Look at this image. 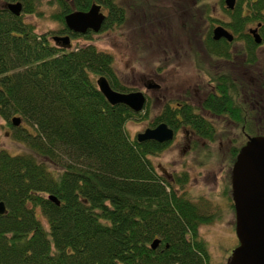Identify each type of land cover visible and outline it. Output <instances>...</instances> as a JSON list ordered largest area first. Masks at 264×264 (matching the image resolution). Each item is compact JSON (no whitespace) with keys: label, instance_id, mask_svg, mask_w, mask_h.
I'll list each match as a JSON object with an SVG mask.
<instances>
[{"label":"trees","instance_id":"1","mask_svg":"<svg viewBox=\"0 0 264 264\" xmlns=\"http://www.w3.org/2000/svg\"><path fill=\"white\" fill-rule=\"evenodd\" d=\"M5 1L21 3L22 11L0 8V117L29 151L0 150V202L6 206L0 264H210L199 230L218 217L217 210L189 196L187 172L176 174L178 190L153 165L151 156L167 143L139 142L125 130L127 120L143 116L126 104H111L96 82L104 75L115 90H132L115 69L114 56L97 48L93 32L72 33L70 45L56 41L67 36L68 14L102 3L109 9L107 28L125 21L124 6L119 0H57L50 17L58 29L39 34L25 20L45 15L38 0ZM220 3L228 19L219 22L244 35L248 61L256 63L259 45L248 32L257 30L264 39V0H236L233 9ZM212 22L206 50L227 57L229 46L212 38ZM82 38L90 43L79 44ZM205 105L214 107L210 100ZM184 112L182 122L215 139L212 122L192 104ZM14 117L23 124L16 127ZM160 121L174 129L181 122L176 110L150 125ZM237 122L261 134L258 122L257 130ZM229 192L232 199L231 186Z\"/></svg>","mask_w":264,"mask_h":264},{"label":"rangeland","instance_id":"2","mask_svg":"<svg viewBox=\"0 0 264 264\" xmlns=\"http://www.w3.org/2000/svg\"><path fill=\"white\" fill-rule=\"evenodd\" d=\"M38 1L39 11L45 15H30L25 20L35 26L37 33L49 34L58 29V23L50 17L57 11L58 3L57 0ZM119 1L128 9L126 20L94 33L92 42L99 50L114 56L115 69L123 82L131 89L141 90L150 78L155 77L156 81L163 80L164 89L166 81L169 82V96L176 97L188 91L198 100L200 91L197 86L208 83L207 69H215L208 65L217 64V59L205 52V35L211 29L210 18L228 19L220 0H201L200 3L195 0L193 4L191 1L194 0ZM0 6H6L3 0H0ZM103 12L107 10L104 8ZM77 42L81 45L90 43L83 38ZM241 48L238 45L237 52H242ZM260 51L259 63L252 68L255 79L260 77L259 69L264 70V46ZM240 55L239 61L242 60ZM157 72L160 75H156ZM164 89L158 94H166ZM195 90L197 95L194 94ZM159 107L156 103H150V115L125 122L124 128L131 138L151 127L152 117L160 111ZM254 122H258V129H264V120L256 116ZM187 128L181 129L161 154L151 156V161L164 175L187 172L190 181L185 190L189 196L199 202L205 199L215 208V213L217 210L218 217L204 223L199 231L208 244L210 264H227L238 244L236 213L228 198L230 186L232 194L235 150L247 143L248 138L253 136L252 131L243 130L242 124H229L225 125L224 133L227 136H217L215 141H208L192 136ZM14 133L8 122L0 118V150H7L11 154L28 152V146L18 140Z\"/></svg>","mask_w":264,"mask_h":264},{"label":"flooded vegetation","instance_id":"3","mask_svg":"<svg viewBox=\"0 0 264 264\" xmlns=\"http://www.w3.org/2000/svg\"><path fill=\"white\" fill-rule=\"evenodd\" d=\"M3 1H4V4H6V6H4V7L0 6V8L9 9L8 8L9 2H7L5 0H3ZM68 1L71 2L72 0H68ZM194 2H195V0L191 1V4H193ZM196 2L200 3L201 0H196ZM97 4H99V3H97ZM100 5H101V12L106 15V19H107L108 14H109V9L105 5H103L102 3H100ZM23 8H24V4H23ZM104 8L107 10L106 13L103 12ZM124 8L126 9V18H127L128 9L125 6H124ZM77 11H79V10H77ZM168 12H169V10H168ZM27 16H25V17H27ZM202 17H204V16H201V18ZM220 20H222V19H217L216 21H213V22L211 21L215 25L214 28L216 26H224L221 22H219ZM105 22H106V20H105ZM105 22H104L101 30L105 29L104 28ZM115 25H119V24H115ZM58 26H59V23H58ZM225 28L232 33V35H233L232 40H229L226 37H223L221 39L216 40V39H214L213 33H212V38L215 41H217V43L219 45L223 43V44H226L229 46V48L226 50V53H227L226 56L227 57L212 56L207 50L204 49L209 57L217 59V61H216L217 64L208 65V66H214L215 69H214V71L207 69L206 75L209 79L208 83H204L200 86H197V90L200 91V93L198 94V98H197L198 100L195 99L194 95L192 96V93L189 94L188 91H186L184 94L178 95L176 97L169 96V82L166 81V85H165L166 87L164 89V83L162 82L163 80L162 81H156V78L152 77L145 83V87L143 89L138 90V89L133 88L131 90V91H142L146 97V105H145L144 109L142 111L136 112V113H138L139 115H141L145 118L146 116H148V114L150 115L149 109H148L150 103L151 104L156 103V105L158 107L161 105L159 107L160 111L158 113H156L154 115V117H152V121H154L157 119V117L159 115H162V114L167 115L168 112L170 115L171 112L176 110L177 120L181 121V122L177 124V127L175 129L173 127H171L175 130V136L178 135V133L181 129L188 127L187 131H190V134L192 133L191 134L192 136L198 137V139H204V140H208V141H215L217 136H227L226 133H224L226 131L225 125H229V124H236L237 125V123H238L237 120H239V119L245 121L246 125H248V124L251 125L256 120V116H258L259 120H264V70L259 69V71H260L259 79L258 78L255 79L253 71H252V68H255L257 66V64L259 63V54L261 52L260 48L262 46H264V39L261 38V42L258 43L256 38H255V35L258 34L257 30L252 29L250 32H248V34L251 35L253 37V39L255 38L257 45H259V47L257 48L258 56H257L256 63L249 62L248 56L250 54L249 53L250 50L247 48L244 35L240 36V35L232 32L231 30H229L227 27H225ZM89 32H93V34L98 33V32H94L93 30H89L88 33ZM72 33H79V32H76V31L69 28L68 31L64 33V35L71 37ZM86 33H79V34H86ZM208 35L209 34L205 35V40L207 39ZM246 37H249V36L246 34ZM238 45L242 46V48H241V49H243L242 52L241 51L237 52L236 49H237ZM240 54H242V58H241L242 60L241 61L238 60V56H241ZM157 74L160 75L158 72L156 73V75ZM163 89L166 91V94H163V93L158 94V92L162 91ZM197 90H195V93H194L195 95H197ZM208 100L213 102V105H214L213 108L207 107L205 105V103ZM189 104L190 105L192 104L195 107L196 113L201 114L205 119L212 122L213 133L215 135V139L205 138L201 134L197 133L196 130L193 129L190 124H186V123L182 122L187 117V114L184 112V109ZM161 122H163V121H160L155 126H151V127H156ZM21 124H23V121L21 122ZM21 124H19V125H21ZM10 128H12V127H10ZM244 128L245 127L243 125V130L246 131V129H244ZM258 130H260L259 133H261V134L264 131V129H262V130L258 129ZM261 134L256 135V136H261ZM190 138H191V136H189L188 139H190ZM171 142L167 143L168 144L167 147L171 145ZM242 147L239 148V151H237V149L235 150L236 154H235L234 163L236 162L237 156H238ZM154 156H157V155H154ZM167 175L169 176L170 183L172 185L176 186V189L181 190L180 184H178L176 182V180H177V176L182 175V173L181 174L179 173L178 175H176V174H167ZM188 183H187V185H188ZM228 198L231 202V206L235 209L233 195H232V199H230V197H228ZM235 213H236V210H235ZM237 245L238 244H236V246ZM229 259L230 258H228V261H229ZM228 261H227V263H228Z\"/></svg>","mask_w":264,"mask_h":264},{"label":"water","instance_id":"4","mask_svg":"<svg viewBox=\"0 0 264 264\" xmlns=\"http://www.w3.org/2000/svg\"><path fill=\"white\" fill-rule=\"evenodd\" d=\"M226 6L233 9L236 0H225ZM8 8L19 15L21 3L8 4ZM106 20L101 12V5L94 3L88 11H74L66 16L67 26L79 33L89 30L99 32ZM214 39L223 37L229 40L233 35L224 26L213 29ZM257 42H261L258 34ZM65 45H70V37L56 38ZM99 90L113 105L126 104L133 111L140 112L146 105V97L142 91L120 92L115 90L104 75L97 78ZM20 117L13 118V124H21ZM175 138V130L166 122L156 127H149L137 134L139 142L154 140L159 143H169ZM232 195L236 210V234L238 245L232 251L227 264H264V137L252 136L241 148L232 171ZM58 204L59 201L52 197ZM6 212L4 202H0V214ZM160 240L156 239L152 247L157 248Z\"/></svg>","mask_w":264,"mask_h":264},{"label":"bare ground","instance_id":"5","mask_svg":"<svg viewBox=\"0 0 264 264\" xmlns=\"http://www.w3.org/2000/svg\"><path fill=\"white\" fill-rule=\"evenodd\" d=\"M96 82H97V80H96ZM98 88H99V87H98ZM261 136H263V137H264V131L262 132ZM202 202L205 204V202H204V201H201V203H202ZM203 203H202V204H203ZM215 219H216V218H215ZM215 219H214V220H215ZM238 243H239V240H238Z\"/></svg>","mask_w":264,"mask_h":264}]
</instances>
